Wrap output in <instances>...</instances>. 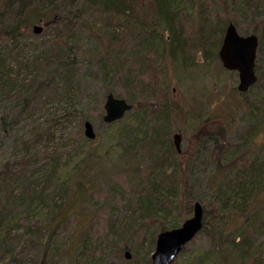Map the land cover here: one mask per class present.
<instances>
[{
  "label": "rangeland",
  "instance_id": "374dc122",
  "mask_svg": "<svg viewBox=\"0 0 264 264\" xmlns=\"http://www.w3.org/2000/svg\"><path fill=\"white\" fill-rule=\"evenodd\" d=\"M151 7L26 28L15 44L25 60L0 97V264H150L158 233L195 202L204 228L171 264H264V176L236 188L264 163V54L242 94L217 55L228 22L264 53V0H174L172 29ZM109 93L132 104L113 123Z\"/></svg>",
  "mask_w": 264,
  "mask_h": 264
},
{
  "label": "trees",
  "instance_id": "16d2710c",
  "mask_svg": "<svg viewBox=\"0 0 264 264\" xmlns=\"http://www.w3.org/2000/svg\"><path fill=\"white\" fill-rule=\"evenodd\" d=\"M144 1L145 0H0V43H5L7 41L11 44V48L8 49L9 51L4 52V50H0V97H3V95L7 96L10 92L9 87H12L13 84L19 80L18 70H20V64L24 62L25 58L21 55L22 49L15 47V44L19 42L26 28L30 29L34 24H39L44 25V29H49L57 25L59 27L65 26L69 21L72 22L74 24L73 27L78 30L76 25L80 24L82 27L85 24V17L95 12H98L110 22L121 17L127 19L132 15L129 10L135 7L136 4H144ZM173 2L174 0H149L150 7L151 5H155L158 12L164 15L171 29L173 26V19L169 17L168 11L173 5ZM131 22L132 21H129L128 24ZM225 27H222L221 33H224ZM61 32L63 31L60 30V34ZM201 37L200 46L204 48L207 43V36L202 35ZM57 38H59V36H56V40ZM176 41L178 44L180 43L177 37ZM262 41L263 39L259 38V56L264 54L261 53ZM218 44L220 46L221 40L218 41ZM177 50L180 52V56L186 55L182 43L181 45H175L171 53L173 54ZM56 56L58 59L62 58L57 54ZM36 59H38L39 62L46 63V58L36 57ZM117 98H119V96ZM246 170H249V175L245 177L246 181L242 179L239 181H242L241 183L238 182L239 184H236V188L241 190L244 189L243 187L240 188L241 186L248 187L249 183L255 178H258L259 181L262 179L264 176V163L252 161L245 171ZM1 188H4V181L1 184ZM2 215L3 212L0 210L1 219H3Z\"/></svg>",
  "mask_w": 264,
  "mask_h": 264
},
{
  "label": "water",
  "instance_id": "95a60500",
  "mask_svg": "<svg viewBox=\"0 0 264 264\" xmlns=\"http://www.w3.org/2000/svg\"><path fill=\"white\" fill-rule=\"evenodd\" d=\"M42 26L33 25V33H40ZM258 38L254 34L240 35L235 25L228 22L221 44L218 49V59L225 70L235 71L238 74L236 89L239 93L246 92L257 79L255 73L256 51ZM132 105L121 98H116L112 93L106 95L104 102L105 123L116 122L131 110ZM84 135L93 139V127L88 121L84 122ZM173 144L177 152L180 151V135H173ZM203 209L200 203L193 204L192 216L177 227L164 230L158 233L155 241V248L151 254L150 264H171L175 257L182 251L186 243L190 242L202 229ZM129 257V253H124Z\"/></svg>",
  "mask_w": 264,
  "mask_h": 264
}]
</instances>
